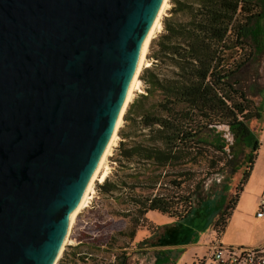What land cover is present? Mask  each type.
<instances>
[{
    "label": "water",
    "instance_id": "obj_1",
    "mask_svg": "<svg viewBox=\"0 0 264 264\" xmlns=\"http://www.w3.org/2000/svg\"><path fill=\"white\" fill-rule=\"evenodd\" d=\"M162 3L0 0V264L57 261Z\"/></svg>",
    "mask_w": 264,
    "mask_h": 264
},
{
    "label": "trees",
    "instance_id": "obj_2",
    "mask_svg": "<svg viewBox=\"0 0 264 264\" xmlns=\"http://www.w3.org/2000/svg\"><path fill=\"white\" fill-rule=\"evenodd\" d=\"M169 1L162 29L148 46L151 62L139 75L144 92L128 104L123 115L114 154L117 168L98 184V194L124 206L110 213L129 220L130 228L119 233L133 238L146 213L157 211L182 219L193 208L195 189L180 195L158 193V187L179 189L191 178V167L202 160L206 176L226 169L232 175L243 163L238 192L228 199L214 224L219 236L262 145L247 121L260 120L263 109L232 80L253 56L250 38L256 34L252 23L264 17V0ZM220 125L227 126L232 144L216 131ZM206 130L212 134L210 140L200 138ZM219 154L224 158H214ZM129 178L133 179L130 185L139 190L128 185ZM81 246L79 242L70 247L78 259L88 256ZM116 259L124 264L119 256Z\"/></svg>",
    "mask_w": 264,
    "mask_h": 264
},
{
    "label": "rangeland",
    "instance_id": "obj_3",
    "mask_svg": "<svg viewBox=\"0 0 264 264\" xmlns=\"http://www.w3.org/2000/svg\"><path fill=\"white\" fill-rule=\"evenodd\" d=\"M169 8L170 1L167 0L161 20L168 14ZM161 20V28L155 31L150 41L161 31ZM252 27L256 34L255 39L250 38L254 50L253 56L232 81L245 92L254 105H259L263 109V117L260 120L253 118L247 121V125L254 131L262 145L257 152L254 172L252 170L253 174L243 186V190L239 192V208L231 221L227 223L225 230L216 236L214 224L228 199L238 192L242 172L245 169L243 163L232 175L225 172L226 169L221 173L206 176V163L202 160L191 167V178L186 180L179 189L170 186L158 187V193L177 192L180 195L188 194L195 189L193 208L182 219L171 218L157 211L148 212L142 216L141 224L133 238L119 233L128 229L129 220L112 215L110 212L121 210L124 206L117 201L104 199L98 194L97 186L101 183L98 178L88 194L89 198L85 206L80 209L72 222L68 240L56 264H119L116 256H119L124 264H192L194 254L196 258L207 255L210 245L217 240L224 244L248 245L264 239V218H258L255 215L259 201L264 198V17L254 21ZM147 54L148 50L145 52L144 63L138 78L141 71L151 62ZM139 87L140 90L133 92L130 102L139 93L144 92L141 80ZM123 115L112 151L100 170V176L105 173L110 175L117 168L114 154L120 140L119 131L124 126ZM216 131L228 145L232 144L233 136L227 126H217ZM200 138L210 140L212 138L210 130H206ZM237 149V159L240 160L242 153L239 146ZM228 150L229 147L226 146V151ZM215 156L217 157L214 158L217 159L224 158L222 154ZM127 182L128 185L133 184V179L129 178ZM125 190L128 188L126 187ZM79 242H82L80 250L88 253V256H83L81 259H78L79 257L70 249Z\"/></svg>",
    "mask_w": 264,
    "mask_h": 264
},
{
    "label": "bare ground",
    "instance_id": "obj_4",
    "mask_svg": "<svg viewBox=\"0 0 264 264\" xmlns=\"http://www.w3.org/2000/svg\"><path fill=\"white\" fill-rule=\"evenodd\" d=\"M166 6H167V0H163L161 8H160L155 20H154V23L152 24V27H151V29L149 31V34H148V36L146 38V41L144 42V45L142 47V51H141V54H140V58H139V62H138V66H137L136 72H135V74H134V76H133V78H132V80L130 82V85H129V88H128V92H127V95H126V99H125V103H124L122 111H121V113L119 115L116 127H115L114 132H113V134L111 136V139H110L108 145L106 146V149H105V151H104V153H103V155H102V157H101V159H100V161L98 163V166H97L96 170L94 171V173H93V175H92V177H91V179H90V181H89V183H88V185H87V187H86V189L84 191V194L82 196V199H81L80 203L78 204V206L74 210V212L71 214L69 228H68V233H67V235H66V237L64 239L62 248H63V246L65 245V243L68 240L69 230L71 228L72 222H73L76 214L80 211L81 208H83L85 206V204H86V202H87V200L89 198L88 194L93 189L92 187H93V184H94L95 180L99 178L101 180V182H102V181H104V179L108 175L107 173H105L102 176H100L99 173H100L101 168L103 167V164H104L107 156L111 153L110 151H112L111 148L114 145L115 140H116L117 129L122 124L121 123L122 122V115L124 114L128 103L132 99L133 92L135 90H140V87H139L140 80L138 78V74H139V72H140V70L142 68L143 63H144L145 52H146V50H148L147 47H148V44L150 42V39L154 35L155 31L157 29L161 28L160 20H161L162 14L165 11ZM59 255H60V253H59ZM54 264H56V262Z\"/></svg>",
    "mask_w": 264,
    "mask_h": 264
},
{
    "label": "built area",
    "instance_id": "obj_5",
    "mask_svg": "<svg viewBox=\"0 0 264 264\" xmlns=\"http://www.w3.org/2000/svg\"><path fill=\"white\" fill-rule=\"evenodd\" d=\"M255 215L264 218V198L259 201ZM195 264H264V245L224 244L217 240Z\"/></svg>",
    "mask_w": 264,
    "mask_h": 264
},
{
    "label": "crops",
    "instance_id": "obj_6",
    "mask_svg": "<svg viewBox=\"0 0 264 264\" xmlns=\"http://www.w3.org/2000/svg\"><path fill=\"white\" fill-rule=\"evenodd\" d=\"M253 172H254V170H253ZM253 172H252V174H253ZM248 180H249V179H248ZM240 200H241V199H240ZM239 203H240V201H238L237 205L235 206V208H234V210H233V212H232V215H231V217L229 218V220H228L227 223H229V222L231 221V219L233 218V216H234L235 213L237 212V210H238V208H239ZM226 226H227V225H226ZM263 242H264V239H263L262 241L257 242V243H253V242H252V243L248 244V246H259V245H261ZM228 244H234V243H228ZM237 244L240 245V243H237ZM203 257H204V256L199 257V258H196V254H194V258L192 259V264H195L197 260H199V259H201V258H203Z\"/></svg>",
    "mask_w": 264,
    "mask_h": 264
}]
</instances>
